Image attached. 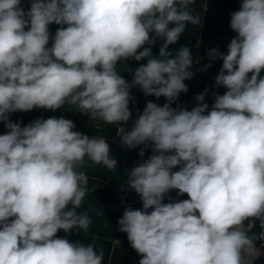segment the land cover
<instances>
[{
    "label": "clouds",
    "instance_id": "9594fccd",
    "mask_svg": "<svg viewBox=\"0 0 264 264\" xmlns=\"http://www.w3.org/2000/svg\"><path fill=\"white\" fill-rule=\"evenodd\" d=\"M195 3L32 0L25 11L21 0H0V121L8 129L0 135V264H103L104 251L94 242H70L57 232H88L92 224L88 212H77L89 191L81 169L117 168L106 139L75 131L70 119L39 118L21 127L8 114L67 104L92 120L127 123L133 87L167 100L163 106L148 101L130 131L118 130L123 146L150 144L154 153L143 159L141 148V162L127 170L126 183L142 208H125L117 222L142 257L139 264H251L258 258L256 242H264V0H243L230 13L237 35L227 54L207 52L223 61L215 85L227 89L213 93L211 110L204 102L208 89L191 110L172 107L188 91L184 81L193 77L194 61L187 46L168 49L187 23L202 24ZM52 23L67 27L51 37ZM158 39L163 43L153 56ZM145 58L131 83L117 71L118 62ZM171 190L189 198L164 203Z\"/></svg>",
    "mask_w": 264,
    "mask_h": 264
},
{
    "label": "crops",
    "instance_id": "0c3cea01",
    "mask_svg": "<svg viewBox=\"0 0 264 264\" xmlns=\"http://www.w3.org/2000/svg\"><path fill=\"white\" fill-rule=\"evenodd\" d=\"M31 2L32 0H21V7L28 11L31 7ZM242 2L243 0H196V3L192 6L194 14L201 16L202 24L194 26L187 23L185 32L181 35L179 41L175 45H170L168 49L175 53L181 46H187L194 61L191 69L194 75L191 79L184 81L188 91L181 93L175 103L178 100L198 103L195 97L203 93L205 89H208L204 102L209 105V110H211V106L214 103L213 93L223 95L227 91L226 88L215 85V77L218 75L223 61L219 59L212 61L207 52L210 49L217 48L227 54L228 44L237 35L230 28V13L240 10ZM60 27H67V25L50 24L48 26L50 36L54 37ZM53 42L54 40L50 38L47 47H51ZM162 43L163 41L158 39L156 44L151 46L153 56L159 55V48ZM145 47H148V45H145ZM197 59L199 63H196ZM146 63L147 58L141 61H135L134 59L121 61L118 62L117 71L131 83L133 79L132 70ZM209 63H211V67L204 71V67ZM125 64L127 68H124ZM261 76H264V70H262ZM250 77L251 73H249ZM130 94L134 97V99L129 101V109L132 116L129 122L121 124H106L103 121L92 120L87 113L82 114L74 106L67 104L55 111L34 108L28 112L17 111L8 114L9 119L12 122L20 123L21 127L39 118L63 117L70 119L76 125L75 131H79L89 137H103L110 145V155L117 160V168L115 170L111 171L103 165H86L81 169L89 178V191L77 212H88L92 218V224L88 232L77 231L76 229L71 230L67 234L63 230H58L57 232L58 238H67L70 242L80 241L84 244L94 242L98 251L101 248L104 251L103 264H139V260L142 258L131 248L127 237H124L123 233L118 229L117 222L121 218V212L117 204L118 195L116 190V183L122 179L127 170L141 162V157L132 151L123 150L116 144L115 137L119 129L132 125V121L138 118V113H142L148 101L160 106L167 103L165 97L157 99L155 96H145L139 87L131 88ZM175 103L172 104V107H175ZM7 131L5 123L0 121V135L5 134ZM173 171H176V169H173ZM177 191L171 190L163 202L168 203V197H171L172 201L189 198L187 194L177 195ZM89 209L92 210L89 211ZM256 224L257 227L253 229L254 233L258 232V221ZM256 246L258 258L254 259L251 264H264V254L258 241Z\"/></svg>",
    "mask_w": 264,
    "mask_h": 264
},
{
    "label": "built area",
    "instance_id": "2783aa9c",
    "mask_svg": "<svg viewBox=\"0 0 264 264\" xmlns=\"http://www.w3.org/2000/svg\"><path fill=\"white\" fill-rule=\"evenodd\" d=\"M25 30H27V29H25ZM196 105H197L196 102H188L187 103V102H183V101L178 100L175 103V107L174 108L180 107V108H187L188 110H191ZM131 126L127 127V128H123V129L130 131L131 130ZM115 142L123 150L132 151V152L136 153L138 156H139V152H140L141 148H144L145 149V156L143 157V159H147L149 156L154 154L152 149H151V145L150 144L148 146L141 145V146H138L135 149H128L126 146H123L121 144V142H120L119 132L117 133V135L115 137ZM175 169H176V171H178L179 170V166L177 168H175ZM126 173H127V171L125 172V174L122 177V179L118 183H116V190H117V195H118L117 204H118V208H119V210L121 212V217L123 215V212H124L125 208H127L129 206H131L133 209H141L142 208V203L140 201V198H139L138 194L134 190L130 189L128 187L127 183H126L127 179H128V176H127ZM259 230L260 229H259V221H258V231ZM123 236L127 237V234L123 233ZM258 242H259V246H260V248L262 250V253L264 254V247H262V244H264V242H261V241H258Z\"/></svg>",
    "mask_w": 264,
    "mask_h": 264
},
{
    "label": "water",
    "instance_id": "95a60500",
    "mask_svg": "<svg viewBox=\"0 0 264 264\" xmlns=\"http://www.w3.org/2000/svg\"><path fill=\"white\" fill-rule=\"evenodd\" d=\"M253 261V260H252ZM252 261H251V263H252Z\"/></svg>",
    "mask_w": 264,
    "mask_h": 264
},
{
    "label": "rangeland",
    "instance_id": "374dc122",
    "mask_svg": "<svg viewBox=\"0 0 264 264\" xmlns=\"http://www.w3.org/2000/svg\"><path fill=\"white\" fill-rule=\"evenodd\" d=\"M188 103V102H187Z\"/></svg>",
    "mask_w": 264,
    "mask_h": 264
}]
</instances>
